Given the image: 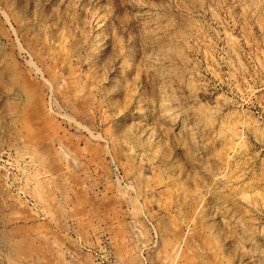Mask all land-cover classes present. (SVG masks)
<instances>
[{"label":"rangeland","instance_id":"374dc122","mask_svg":"<svg viewBox=\"0 0 264 264\" xmlns=\"http://www.w3.org/2000/svg\"><path fill=\"white\" fill-rule=\"evenodd\" d=\"M0 264H264V0H0Z\"/></svg>","mask_w":264,"mask_h":264}]
</instances>
